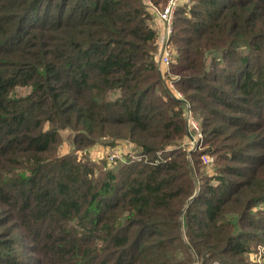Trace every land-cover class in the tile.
Masks as SVG:
<instances>
[{
	"label": "trees",
	"instance_id": "trees-1",
	"mask_svg": "<svg viewBox=\"0 0 264 264\" xmlns=\"http://www.w3.org/2000/svg\"><path fill=\"white\" fill-rule=\"evenodd\" d=\"M147 1L166 2L0 0V264H256L264 0L175 10L169 69L202 132L191 159ZM97 143L141 158L107 166Z\"/></svg>",
	"mask_w": 264,
	"mask_h": 264
},
{
	"label": "built area",
	"instance_id": "built-area-1",
	"mask_svg": "<svg viewBox=\"0 0 264 264\" xmlns=\"http://www.w3.org/2000/svg\"><path fill=\"white\" fill-rule=\"evenodd\" d=\"M189 0H166V2L161 6L157 7L155 5H150V11L152 15L151 25L156 29L157 37V62L164 65V67H158L164 76L166 81V86L171 90V93L176 97L180 98L184 104V117L186 123L187 134L181 143L182 149L187 153L189 159H191V152L199 148V139L202 136L201 127L198 121L194 118V114L191 108L190 101L183 97V94L175 86V80L177 75L171 73L169 66L171 64V46H170V35L172 33V24L176 8L183 2H188ZM125 156L131 159H140L141 155L135 153L133 150H129L126 153L121 152L117 149H111L107 154V162L113 163L117 160L123 161ZM201 159L204 163H212L213 156L207 153L201 155Z\"/></svg>",
	"mask_w": 264,
	"mask_h": 264
},
{
	"label": "rangeland",
	"instance_id": "rangeland-1",
	"mask_svg": "<svg viewBox=\"0 0 264 264\" xmlns=\"http://www.w3.org/2000/svg\"><path fill=\"white\" fill-rule=\"evenodd\" d=\"M170 46H171V42H170ZM159 66L164 67V65H162L161 63H159ZM195 118V116H194ZM199 123V122H198ZM200 124V123H199ZM62 141L61 144L59 145V153L63 154L66 153L68 151H70L71 149V137L68 136V131L67 130H63L62 132ZM95 147V148H93ZM92 147V149L90 150V155L95 159V160H105L106 162L107 160V154L111 151L112 147H109L107 145L104 144H100L97 143ZM123 148H119L117 150L124 152ZM81 151H79L78 153H80ZM112 163L107 162V166H112ZM27 254L28 252H24V254ZM249 259L256 264H264V245H259L258 247H256L255 250L250 252L249 255Z\"/></svg>",
	"mask_w": 264,
	"mask_h": 264
},
{
	"label": "crops",
	"instance_id": "crops-1",
	"mask_svg": "<svg viewBox=\"0 0 264 264\" xmlns=\"http://www.w3.org/2000/svg\"><path fill=\"white\" fill-rule=\"evenodd\" d=\"M93 146H94V145H93ZM93 146H92V147H93ZM92 147H91L89 150H91V149H92ZM93 148H95V147H93ZM112 149H114V148H112Z\"/></svg>",
	"mask_w": 264,
	"mask_h": 264
},
{
	"label": "water",
	"instance_id": "water-1",
	"mask_svg": "<svg viewBox=\"0 0 264 264\" xmlns=\"http://www.w3.org/2000/svg\"><path fill=\"white\" fill-rule=\"evenodd\" d=\"M195 194V193H194Z\"/></svg>",
	"mask_w": 264,
	"mask_h": 264
}]
</instances>
